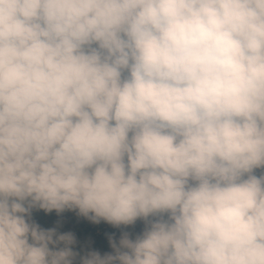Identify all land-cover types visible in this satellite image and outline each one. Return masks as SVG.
Instances as JSON below:
<instances>
[{"label":"clouds","instance_id":"9594fccd","mask_svg":"<svg viewBox=\"0 0 264 264\" xmlns=\"http://www.w3.org/2000/svg\"><path fill=\"white\" fill-rule=\"evenodd\" d=\"M257 169L264 0H0V264L78 255L34 208L143 220L82 264H264Z\"/></svg>","mask_w":264,"mask_h":264},{"label":"rangeland","instance_id":"374dc122","mask_svg":"<svg viewBox=\"0 0 264 264\" xmlns=\"http://www.w3.org/2000/svg\"><path fill=\"white\" fill-rule=\"evenodd\" d=\"M255 171L256 174L259 175L264 169H257ZM91 215H94V213L89 214V216ZM26 219H28L29 223L39 225L41 229H56L53 240H56L61 234L71 233L75 237V243H77L74 252L78 253L77 256L71 258L72 264H82L81 258L94 251L99 252L101 256L105 254H115V249H107L105 247V245H107L106 240H101L102 236L111 233L110 230L112 225L103 220L98 224L94 223L87 217L80 215L78 209H65L60 213L56 210H52L51 212L43 210L39 213L38 217L31 214V217H26ZM144 227L145 224L143 220H137L134 225H124L123 229H125L124 232L130 234L131 239H135L136 235L142 233ZM122 235L115 241L117 246H119ZM29 242H32L31 238H29ZM88 242L91 243L90 247L88 246ZM60 243H49V249L53 251L59 250Z\"/></svg>","mask_w":264,"mask_h":264},{"label":"trees","instance_id":"16d2710c","mask_svg":"<svg viewBox=\"0 0 264 264\" xmlns=\"http://www.w3.org/2000/svg\"><path fill=\"white\" fill-rule=\"evenodd\" d=\"M42 211H43V209L34 208L32 210V214L34 216H37L38 217L39 213L42 212ZM123 227H124V225H121L119 227H116V226H113L112 225L111 230H110L111 233L108 234V235L102 236L101 239L102 240H106L107 245H105V247L107 249H113V247L111 246V243L109 241V237L110 236L113 237L114 240L116 241L119 238V236L124 233L125 229H123ZM88 246L89 247L91 246V243L90 242H88ZM64 247H65V244L64 243H60L59 249L64 248ZM69 247H71L72 251L74 252L75 251V248L77 247V243H73L72 245H69Z\"/></svg>","mask_w":264,"mask_h":264},{"label":"bare ground","instance_id":"6f19581e","mask_svg":"<svg viewBox=\"0 0 264 264\" xmlns=\"http://www.w3.org/2000/svg\"><path fill=\"white\" fill-rule=\"evenodd\" d=\"M101 240H102V239H101ZM101 240H100V241H101ZM79 262H80V261H79Z\"/></svg>","mask_w":264,"mask_h":264}]
</instances>
